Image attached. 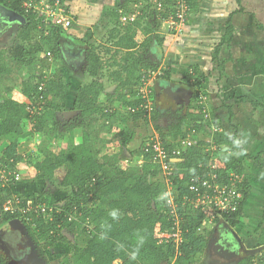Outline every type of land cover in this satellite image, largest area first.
I'll list each match as a JSON object with an SVG mask.
<instances>
[{
  "label": "trees",
  "instance_id": "obj_1",
  "mask_svg": "<svg viewBox=\"0 0 264 264\" xmlns=\"http://www.w3.org/2000/svg\"><path fill=\"white\" fill-rule=\"evenodd\" d=\"M236 1L241 3V0ZM0 4L26 18L27 24L21 26L18 38L21 42L32 40L33 33H37V24L34 15H27L23 11L22 0H0ZM119 7L121 9L110 12V17L115 23L110 39L114 41L116 51L124 56L118 60L117 53L110 63L105 58L110 50L103 51L91 44L87 49L86 61L87 73L92 81L79 88L71 108L67 109L71 84L61 78L47 79L45 73L35 82L33 78L22 82L20 91L26 102L21 103L12 97L15 94L13 88H7L8 95L0 97V233L3 231L5 235H16L25 228L33 242L43 245L44 248L53 249L57 244H67L71 257L65 256L62 264H194V257L205 252L209 245V240L199 232L205 215L191 214L189 209L185 211L180 208L183 243L178 246L173 240L167 242L163 235L173 232L175 221L169 216L170 210L164 197L167 191L166 181L158 166L144 153L143 146L132 153L138 156L142 154L144 164L140 172L129 171L127 166L130 160L123 159L117 153L112 157L105 155L104 162H101L92 150L91 132L94 125L93 128H88V121L91 120L101 121L106 128L113 131L114 136H118L116 147L126 148L136 138V132L130 130L129 126L117 128L112 125L118 113L101 103L106 90L105 75L101 72L105 68L115 69L111 74V81L117 88L113 93L105 94L110 102H120L133 123H150L143 111L132 112V109L137 108L140 103V72L142 69L158 68L160 63L152 62L150 51L155 41L157 46H161L163 40L157 34L158 26L152 20L149 22L140 17L133 23L123 25L120 12L126 10V2H122ZM236 30L230 16L226 33L215 49L214 60H218L224 45L230 46ZM138 33L145 37L141 44L136 39ZM67 35L62 29H56L44 42L46 45H54L56 50L62 40L66 41ZM4 56L1 52L0 78L7 76L10 79L11 75L20 72L21 68L8 65ZM31 63L22 60L23 66L27 67ZM220 69L224 70L223 64ZM192 71L194 75L187 73L179 83L194 88L188 109L185 110L183 102L182 105L178 104L181 108L176 111L167 109L165 112L161 105H154L151 120L159 126L164 125L165 129L158 127L157 132L167 148L172 147L169 141L171 134H179L183 140L189 134L198 139L196 145L184 144L174 161L172 182L178 192L177 201H181L189 193L193 178L207 176L209 164H215L224 176L236 172L243 177L244 181L240 186L243 194L240 209L225 219L228 226L236 228L244 217L245 202L251 190L245 168L236 156L241 150L237 143V134L229 135L224 128L222 117L217 113L218 109L212 104L209 106L207 103L209 117L203 113V106L197 104V101L201 93L207 99L211 98L206 88L210 77L201 73L197 66L192 67ZM160 80L172 81L171 71L164 69ZM125 90L130 93L124 94ZM157 96L158 93L154 89L153 99ZM250 103L254 109H264V101ZM30 108H36L35 112L32 113ZM193 109L197 112L194 113ZM67 111H78L79 114L67 120L62 115ZM232 118L233 111L230 110V122ZM184 123L188 128L185 132L182 128ZM214 127L222 128V132H215ZM77 130L82 134L80 144L75 141ZM61 133L66 134L62 136L67 139V145L64 147L56 144L59 139L57 135ZM36 134H44L48 141L40 148L42 158L34 159L31 164L27 153L34 145L30 138ZM211 143L216 144L219 151L206 152L205 149L211 146ZM253 160L258 163L261 156ZM22 162L30 164L34 169L32 178L27 179L28 182L30 178L33 181H44L45 188L41 192L26 197L9 193V190L20 182H16L14 172ZM26 181L23 179L22 183ZM53 186L68 190L70 196L55 199L51 190ZM9 201L12 202V210L5 211V205ZM37 205L54 207L60 210V213L55 210L53 219H49L44 214L37 215L32 212V221L28 223L25 220L28 218V211L26 215H22L20 209ZM14 220L22 221L23 228H14L11 225ZM256 233L257 247H263L264 214ZM83 236L87 237V242L84 248H79L77 239ZM18 239L19 237H16V240ZM253 263V257L248 256L239 264ZM0 264H7V260L1 255Z\"/></svg>",
  "mask_w": 264,
  "mask_h": 264
},
{
  "label": "rangeland",
  "instance_id": "obj_2",
  "mask_svg": "<svg viewBox=\"0 0 264 264\" xmlns=\"http://www.w3.org/2000/svg\"><path fill=\"white\" fill-rule=\"evenodd\" d=\"M77 1L79 0H67L68 5H70L69 7L73 10L72 15L74 17L75 23L78 22L77 24L79 26L73 25V27L68 32H66L68 35L66 36L65 42H69V38L74 37L76 34L81 36L82 34L77 32V27L87 25L88 27L96 30L99 35L96 36L97 40L95 43L98 44L96 47H100V49L103 51L106 49L110 50L109 54L105 55V58L106 61L112 63L114 55L118 52L114 47V41L110 39L111 31L115 28V23L110 17V12L115 11V9H121L119 7L120 4L122 2H126V10H123V14H121V16H129V14L134 12V7L131 0H81V6L77 4ZM195 2L196 8L194 9V7H192L190 18L185 24L186 26L183 32L180 34L170 32L169 29H167L168 25L165 27L159 25L157 27V34L159 35L160 39L163 40V42L161 46L154 45L153 48H156L157 46L158 50L161 52L163 61L156 69H162L163 71L164 69H168L169 65L175 66L178 70V74L184 76L191 72L192 67H196L191 65L196 63L197 56L199 54L200 59L198 61L204 69V72L201 70L200 72L210 77V92L214 94V96L212 95V98L207 99L208 104L209 106L212 104L215 108L216 106L218 107V114L222 117L224 128L228 129L231 134H237L238 145L240 148H242V140L244 137L243 134L246 131H244V128L240 126L239 129H241V131L238 132V125L236 126L237 122H234V120V126L231 125L232 121L230 122L229 120L230 110H235L242 113L244 112L242 107L249 110L253 109L250 101H264V0H241V3H238L236 0H195ZM87 12H94L93 14L96 16L97 21L88 23L89 20H84L80 14ZM197 16H199L197 20L198 23L196 24L197 30L193 31L192 33L190 31L187 32L186 29H188V25H190L192 20L195 21ZM230 16L233 25L238 26V29L234 35L235 39H233L228 48L226 45H224L223 53H220L218 60H214L213 55L215 49L226 33ZM207 25L212 30L210 34H206L204 32L207 28ZM260 28H263V30ZM19 32L20 29H13L5 39L6 42L0 43V53L3 52L5 54V61L8 63V65L12 67L19 66L21 68L20 72H15L13 75H11L10 79L7 78V76L0 78V97H5L8 95L6 93L7 88H13L15 94H13L12 97H15V99H17L19 102L24 103L27 100L24 99V96L20 91L23 81L32 80L33 78L35 82L43 73L47 75V79L61 78L67 81L66 76L72 75L71 71L73 70L69 66L67 60L71 59L73 54L87 55V50L85 51L80 49L81 51L78 53V51H76L77 49L72 48V45H68V43L63 42V40L60 42L62 45H58L59 47L55 50L54 45H46L44 42V39L47 37L41 36L36 32L33 33L34 38L32 40L21 42V40L18 38ZM136 39L139 43H142L144 41V36L141 33H138ZM90 45L91 43H87V46ZM60 46H62L63 49ZM228 55H231L233 59L234 56H236V62L240 60L245 63L246 70L242 72L243 74L238 75L236 68L232 67L231 69V67H229L231 64H229V66L226 65L228 64L227 62H229L228 60H230ZM123 56V53H118L117 59L120 60ZM22 60L30 61L32 63L26 67L23 66ZM232 62L234 63L235 61L233 60ZM222 64L224 65V70L220 69V65ZM70 68L72 69L71 71ZM77 69V73L86 72V74H88L87 61L82 67ZM142 70V72H145L147 69ZM113 71H115V69L105 68L101 73L105 75V79H108L111 78ZM142 72H140L141 75ZM232 72L234 73L235 77L234 82L231 76L228 77V75H230ZM241 75L244 77L241 78ZM246 76H249V79L251 78V80H249V84L245 85L243 81ZM230 78L231 83L229 82ZM90 81H92L91 77ZM106 83V86L111 84L109 81ZM242 86H245V88L243 89ZM235 87H238L241 92ZM154 89H156V87H154ZM246 95H248L250 98L246 97ZM169 96L174 97V95L171 93ZM243 98H248V100L243 101ZM163 100V96L160 97V94L158 93V96L154 98V105L162 104ZM68 103L71 105L67 106V109L71 108L72 106V102ZM109 108L114 109L118 113V117L113 119L112 125H115L117 128L120 126H129L128 128L130 130H134L136 132V141H140L141 138L144 139L143 144L147 142V137H154L155 132L156 135L160 136V134L157 132L159 131L158 127L162 130L165 129L164 125L159 126L156 122H148V124H142V122L133 123L130 116L120 105H114V103H111ZM174 109V111H176V107ZM238 109H240V111H238ZM192 111L194 113L197 112L195 109ZM262 119L263 118H258V120ZM95 122V120L88 121V128H93ZM254 123L260 124V122H258L256 119ZM182 128L184 132L188 129L186 123L182 125ZM255 129H261V141L259 140L257 144H259L260 147L264 146L263 124H261V126H256ZM99 133H102V139L99 137L95 142L92 141L91 143H93V146H91L96 158L101 162H104L103 157L105 155L112 157L117 155L116 153L119 152V148H116L115 146L119 138L118 136H114L113 131L109 130L108 128H101ZM165 133H168L167 129ZM64 135L66 134L61 133L57 135L59 137V139H57V145L64 147V145L67 143L66 137L64 139L62 138ZM173 138L179 145L184 143L196 145L198 143V139H194V137L190 134L187 135L185 140L182 139L184 143L181 140L179 134H174ZM30 139L34 142V145L27 153V157L29 156V158H31V164H33L34 159L42 158L40 148L43 146L44 142L48 141V139L44 136V134H36ZM104 139H107L109 144L101 149L100 145L106 143L103 142ZM136 141H134L132 145L129 146V149L128 147L122 148L120 150V155L123 157V159L126 158L131 161V163H129L130 165L128 164V166L135 168L136 165H138L140 169L144 163V160L142 159V161H138L139 159L136 156L134 157L133 154H128V151L133 152L137 149L139 150L140 143L135 144ZM208 150L209 146L205 149V151L211 153V151L209 152ZM254 154L257 155L256 153ZM236 156L237 159L244 165L245 174L249 178L251 190L245 202L246 213L244 214V217L241 219L238 226L240 227V230L239 232L237 231L238 227L234 228L233 230L236 235H241L240 237L242 240H244V242L248 245L247 248L254 251L253 254L249 255L254 259L253 264H264V246L259 248L257 247L258 234L255 231L264 214V157L261 158V162L256 163L254 162L253 158H251V160L248 159L247 155L242 152L238 151ZM131 157H134V160L132 159L133 161L131 160ZM32 170L34 169L30 164L22 162L18 166V170H16L17 174L21 175L19 179L20 182L16 181L18 182L17 185H15L14 188H11L9 193H17L23 197H26L33 195V193L39 192L42 187L36 188L29 194L27 187L25 186H28L27 179L33 172ZM31 178L29 180L30 182L33 181ZM23 179L27 181L22 183ZM37 182H40L43 186V180H38ZM51 190L55 199H65L70 196V192L68 190L61 189L57 186H53ZM215 229L216 227L213 225L207 224L206 227H202V230L199 231L201 235L205 236L206 239L209 240V245L205 252L194 257V264H208L210 257V246L214 239ZM247 234L250 236L247 237ZM86 239V236L77 239V245L79 248L85 247L87 242ZM24 240L26 241L24 244H28V249L31 253L30 258H33L36 264H62L64 262L65 256L71 257L69 246L67 244H57L53 249L44 248L43 245H38L33 242L26 231H24L23 236L21 237V242ZM71 240L74 239L71 238ZM0 255L3 256V253L0 252ZM3 259L7 260L4 258V256ZM8 262L7 264H10ZM171 264L174 263L172 262Z\"/></svg>",
  "mask_w": 264,
  "mask_h": 264
},
{
  "label": "built area",
  "instance_id": "obj_3",
  "mask_svg": "<svg viewBox=\"0 0 264 264\" xmlns=\"http://www.w3.org/2000/svg\"><path fill=\"white\" fill-rule=\"evenodd\" d=\"M131 2L134 12L129 14V16L123 15V25L133 23L140 17H144L149 22L152 20L157 26L165 27L168 25L167 29L170 32L180 34L190 18L195 0H170V2L169 0H131ZM69 6L67 0H22L23 11L27 15H34L37 33L44 37H50L56 29L68 32L73 27L75 20L72 15V9ZM120 13L123 14V11ZM162 74V69H147L142 72L140 91L138 93L140 103L137 108L132 109V112L143 111L145 117H148L152 123H154L151 120V113L154 107V87L155 83L161 79ZM190 74L194 75L192 70ZM207 103V97L201 93L197 104L203 106V113L209 117ZM35 109L30 108L29 110L33 113ZM213 130L218 133L222 132V128L219 127H214ZM187 145H190V143ZM143 151L149 156L151 162L158 166L166 181L167 191L164 197L167 199L170 210L169 216H172L175 221L172 228L173 232L163 235L167 242L173 240L178 246L183 243V233L180 228V208L185 211L189 209L191 214L201 213L205 215L199 231L202 230V227H206L207 224L214 227L224 224L227 217H231L239 211L243 200L240 188L243 180L236 172H230L224 176L215 164H209L207 166V176L193 178L189 186V193L181 201H177L178 192L173 187L172 177L175 171L174 161L178 158L180 149L175 147L167 148L161 137L155 133L154 137H148L147 142L143 145ZM208 151H219V147L211 143ZM20 176L17 172H14L16 181H19ZM11 210L12 202L9 201L5 205V211ZM20 210L22 215H26L28 211V218L25 220L31 223L32 217L30 213L44 214L49 219H53L52 215L56 209L54 207L49 208L46 205H37L28 206V209L23 208ZM56 211L60 213V210ZM72 219L73 217H71Z\"/></svg>",
  "mask_w": 264,
  "mask_h": 264
},
{
  "label": "crops",
  "instance_id": "obj_4",
  "mask_svg": "<svg viewBox=\"0 0 264 264\" xmlns=\"http://www.w3.org/2000/svg\"><path fill=\"white\" fill-rule=\"evenodd\" d=\"M77 4L79 5V6H81V0H79V1H77ZM82 4H83V2H82ZM81 10V9H80ZM198 11V10H197ZM94 12H87V13H81L80 15L83 17V19L84 20H89L88 21V23L89 22H96L97 21V18H96V16L93 14ZM198 17L199 16H197L196 17V20L195 21H191L190 22V25H188V29H186L187 30V32L188 31H190L191 33L193 32V31H196L197 30V27H196V24L198 23ZM80 18V17H79ZM79 21V20H78ZM84 22V21H83ZM78 22H76V23H74V25H78L77 24ZM80 24V23H79ZM79 26V25H78ZM207 27V28H206ZM205 28V33L206 34H210L211 33V29L208 27V25L206 26ZM235 27H236V29H238V26L237 25H235ZM202 28V27H201ZM77 32H79V34H82L81 36H79L78 34H76V35H74V39H76L77 40V42H73L72 44H70V43H68V45H75V47H72V48H74V49H77L76 51H78V53L81 51L80 49H82V50H87L88 49V47L89 46H87V43H91V44H94L95 46H98V44H96L95 43V41L97 40V38H96V36L98 35V33H97V31L96 30H94L93 28H91V27H88L87 25H82L81 27H77ZM99 36V35H98ZM68 39V38H67ZM144 39H145V37H144ZM235 39V38H234ZM87 43H86V42ZM235 41V40H234ZM3 42H6V41H2V43ZM236 42V41H235ZM66 43V42H65ZM86 43V44H85ZM139 43V42H138ZM139 44H141V43H139ZM62 45V44H61ZM65 45V44H64ZM61 48H62V46H60ZM224 47V46H223ZM223 47L221 48V53H223V51H224V49H223ZM226 47L228 48V45H226ZM63 49V48H62ZM158 50V48H157V46H156V48L154 47V50ZM159 51V50H158ZM160 52V51H159ZM151 55H152V53H150ZM160 54H161V52H160ZM85 57H86V54L85 55H81V54H73L72 56H71V59H68L67 61H68V63H69V66L73 69H71L70 68V71L72 72V75H70V76H66V75H64V76H66V82L67 83H69V84H71V88H70V96H69V102H72V104H73V101L75 100V97H76V95H77V92H78V90H79V88H81V87H83L84 85H86V84H89V83H91V81H90V77L88 76V74H86V72H78L77 73V71H76V69L77 68H79V67H82L84 64H85V62H86V60H85ZM105 57V56H104ZM162 57V56H161ZM236 56H234V59H233V57L231 56V55H228V58L230 59V60H228L229 62H227L228 64H226V65H228L229 66V64H231L229 67H231V69H232V67L233 68H236L237 69V71H238V75H240V74H243L242 72L243 71H245L246 70V65H245V63H243L242 61H237L236 62V58H235ZM200 59V55L198 54V56H197V60H196V63H194V64H192L191 66H197V67H199V69L202 71V72H204V69H203V67H202V65L201 64H199V60ZM107 60H109V59H107ZM235 61L234 63L232 62V61ZM154 61H156V62H158L156 59L154 60ZM163 61V60H162ZM153 62V61H152ZM185 62H187V61H185ZM162 63V62H161ZM163 65V64H162ZM175 66H168V69L171 71V73H172V81L173 82H175V83H180V81L181 80H183V78L185 77V75L183 76V75H180V74H178V70H177V68L175 67ZM228 67V68H229ZM77 70H79V69H77ZM143 71V70H142ZM204 74V73H203ZM245 75V74H244ZM229 76H231L232 78H233V82H234V79H235V77H234V73L232 72L230 75H228V77ZM244 76L243 75H241V78H243ZM249 80H251V78L249 79V76H246V78L244 79V81H243V83H245V85L246 84H249ZM107 81H109L111 84H109V85H107L106 86V90H105V93L103 94V96H102V98H101V103H103L104 105H107L108 107H109V105L111 104V102H110V99H108V97L105 95L106 93H113L115 90H116V88H117V85L116 84H114L112 81H111V78H108V79H105V83L107 82ZM229 82L231 83V78H230V80H229ZM107 84V83H106ZM209 84V85H208ZM183 86H185V85H183ZM211 84L209 83V81H208V83H207V85H206V88H207V90H208V93L211 95V98H212V95L214 96V94L213 93H211L210 92V89H211ZM113 87V90H109L110 88H112ZM156 87V86H155ZM236 89H238V91H240V89L238 88V87H235ZM242 88L244 89L245 88V86H242ZM156 90V92L157 93H162V95L164 94V90H157V89H155ZM241 92V91H240ZM245 92V91H244ZM130 93V91L129 90H125L124 91V94H126V95H128ZM166 93V92H165ZM246 97H248V95H246ZM248 98H250V97H248ZM248 98L247 99H244L243 98V101L244 100H248ZM24 99H25V97H24ZM251 100H253V99H251ZM112 103H114V105H120V106H122V104L120 103V102H118V101H114V102H112ZM69 105H71V104H67V106H69ZM163 107V106H162ZM216 108L218 109V107L216 106ZM167 109H170L169 107H165L164 108V110H165V112H166V110ZM254 109V108H253ZM246 109V108H243L242 107V110H244V112H242V113H240V112H237V111H235V110H233V119L231 120L232 122H231V125H233V120H234V122H237L236 123V126H237V128H238V132H240L241 131V129H239L240 128V126H242L243 128H244V131H246V132H244V137H243V140H242V143H243V145L241 146L242 148H240L241 150H239V152H242V153H244V154H246L247 155V157H248V159H250L251 160V158H255V157H257V156H261V158L262 157H264V146H261L260 147V145L259 144H257L258 143V141L260 140L261 141V136H260V132H261V129H259V130H257V129H255V127L256 126H261V124H263V126H264V109ZM171 110V109H170ZM263 110V111H262ZM238 111H240V109H238ZM217 113H219V112H217ZM258 116H261V117H258ZM258 118H263L262 120H258ZM255 119L258 121V122H260V124H257V123H254L255 122ZM100 124H103L101 121H97L95 124H94V129L92 130V141L93 142H95L96 140H97V138H99L100 137V139H102V133H99V130H101V128H103V129H105L106 127H104L103 125H100ZM234 126V125H233ZM226 131L229 133V135L230 136H233V134H231L229 131H228V129H226ZM236 131V132H237ZM156 133V132H155ZM66 136V135H65ZM137 138V137H136ZM134 139V140H132L131 141V143H129L128 145H127V147H128V149H129V146L130 145H132V143L134 142V141H136L137 139ZM148 138V137H147ZM146 138V139H147ZM182 140V139H181ZM75 141H76V144H80L81 142H82V134H81V131L80 130H77L76 132H75ZM169 141L171 142V144H172V147H175V148H179V149H181V147L185 144L184 143V141H183V143L184 144H182V145H179L176 141H175V139L173 138V134H171L170 136H169ZM238 141V140H237ZM103 142H106V143H104V144H101L100 146V148L102 149L104 146L103 145H107L108 143H109V141L107 140V139H104V141ZM143 142H144V139H142L141 138V140L140 141H136L135 142V144H139L140 143V148H142V146H143ZM238 143V142H237ZM67 145V143L64 145V146H66ZM239 146V145H238ZM240 147V146H239ZM259 147H260V149H259ZM116 148H119V152H117V154H119L120 155V153H121V149L123 148V147H121V146H117ZM139 148V149H140ZM132 150H135V149H132ZM138 150V149H137ZM137 150H135V151H133V152H130V151H128V154H134ZM257 151H258V153H257ZM254 153H256L257 155H255ZM129 155V156H130ZM137 157L139 160L138 161H142V154L140 155V156H137V155H134V157ZM134 157H131V160L133 159L134 160ZM249 157H251V158H249ZM136 159V158H135ZM128 161H129V159H127ZM132 160V161H133ZM255 162V161H254ZM261 162V161H260ZM130 163H131V161H130ZM257 163V162H256ZM129 164V163H128ZM144 164V163H143ZM143 164H142V166L140 167V169H139V166L138 165H136V167L134 168V167H132V166H127V169L130 171V170H134V172H139L140 170H142V167H143ZM130 165V164H129ZM244 166V165H243ZM33 171V170H32ZM29 177H31V174L29 175ZM39 181H41V180H39ZM34 182H37V181H31V182H28V186L27 185H25L26 187H27V190H28V192H29V194L32 192V191H34L36 188H41L42 187V189L41 190H39V192H41L43 189H44V187H45V183H43V186L41 185V183L40 182H37V183H34ZM44 182V181H43ZM25 188V187H24ZM39 192H36V193H39ZM33 194H35V193H33ZM246 211V208H245V210H244V214L246 213L245 212ZM257 228V227H256ZM239 230H240V227H238L237 228V231L239 232ZM256 231V230H255ZM238 236V238H239V240L241 241V243H243V244H245V246L246 247H248V245L244 242V240H242V238L240 237L241 235H237ZM250 235H248L247 234V237H249ZM238 263V262H237Z\"/></svg>",
  "mask_w": 264,
  "mask_h": 264
},
{
  "label": "flooded vegetation",
  "instance_id": "obj_5",
  "mask_svg": "<svg viewBox=\"0 0 264 264\" xmlns=\"http://www.w3.org/2000/svg\"><path fill=\"white\" fill-rule=\"evenodd\" d=\"M15 28L21 29V27L11 28L4 22H0V43L5 41L9 33H11V31ZM69 43L72 44L73 42L69 40ZM72 47H75V45L73 44ZM155 58V55H151L152 61H154ZM169 95L170 94L165 92L163 95L162 93L160 94V97L163 96L164 98L162 104L160 105L164 108L167 106L171 110H175V107L176 110L181 108L178 105L180 101L170 97ZM233 229L234 228H231L226 223L216 226L214 239L210 246V257L208 264H235L237 262L239 264L241 261L247 258V256L251 255H248L244 252L242 253L240 252V249L237 248L238 244L235 243L236 240L232 238L230 232H232L238 240L239 238ZM24 231H26L25 228H23L20 234H13V236H11L12 234L7 235V233L5 235L3 231L0 233V252L3 253L4 258H6L9 261L7 262L10 264H36L35 260L30 258L31 253L28 249V244H24L26 241L24 240L21 242V237L23 236ZM16 236L19 237L18 240H16ZM227 237L229 238V242L227 241ZM239 242L241 243L240 240Z\"/></svg>",
  "mask_w": 264,
  "mask_h": 264
},
{
  "label": "water",
  "instance_id": "obj_6",
  "mask_svg": "<svg viewBox=\"0 0 264 264\" xmlns=\"http://www.w3.org/2000/svg\"><path fill=\"white\" fill-rule=\"evenodd\" d=\"M0 22H4L5 24L9 25L11 28L12 27H21L24 26L25 24H27V20L26 18L11 10L8 9L7 7L3 6L0 4ZM69 40L71 42H77L76 39H74L73 37H70ZM155 45H156V41H155ZM152 53V55L156 56V60L161 63L162 62V57L160 55V53L158 52V50H154V48L151 49L150 51ZM156 89L158 90H164V92L168 93V94H172L174 95L173 98L178 99L180 101V104H182L181 102H183L184 104V108L185 110L188 109V107L190 106L191 100L193 98L194 95V88L192 87H187V86H182L179 83H175L172 81H167V80H158L156 83ZM110 91L113 90V87L109 89ZM79 114L78 111H67L64 112L62 115L65 119L70 120L74 117H76ZM11 225L16 228V229H21L23 228V224L22 221L20 220H14L11 222ZM232 235V238L236 240L235 243L238 244L237 248L240 249V252H244L246 254H253L254 251L251 249H248L245 244L240 243L239 240L236 238V236L230 232ZM17 237V236H16ZM229 240V238L227 237V241ZM229 242V241H228ZM164 264H168V263H164Z\"/></svg>",
  "mask_w": 264,
  "mask_h": 264
}]
</instances>
